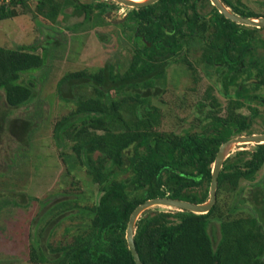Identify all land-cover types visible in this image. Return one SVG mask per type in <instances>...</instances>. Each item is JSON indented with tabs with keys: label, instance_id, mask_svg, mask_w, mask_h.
<instances>
[{
	"label": "trees",
	"instance_id": "16d2710c",
	"mask_svg": "<svg viewBox=\"0 0 264 264\" xmlns=\"http://www.w3.org/2000/svg\"><path fill=\"white\" fill-rule=\"evenodd\" d=\"M30 1L0 0V20L17 16L19 6L31 9ZM222 1L241 16H264L243 0ZM69 7L73 9L68 12ZM35 9L53 22H61L62 16L78 17L76 23L67 25L74 31L85 30L87 24H105L108 17L102 2L36 0ZM130 16L136 20L131 26H141L150 45H137L129 52L126 65L107 61L93 70L67 72L58 81L60 99L74 106L54 123L52 140L69 161V172L83 168L91 182L99 185L101 194L91 204L79 205L69 199L55 204L54 212L80 208L88 219L71 240L58 244L44 243L40 233L39 242L30 246V264H137L126 238L135 208L148 199L166 196L195 203L207 201L222 143L254 133L252 124L257 117L264 121L260 108L264 97L252 92L244 79L238 82L251 67L257 72V87H264V52L260 51H264V27L227 18L211 0H158L132 8ZM125 25L123 21L118 26ZM184 26L191 33L188 40L207 41L202 44L203 60L218 69L226 89L235 86L236 97L228 99L223 113L210 84L194 106L198 130L194 123L180 131L163 130L168 108L163 98L167 68L175 50L182 48L172 39ZM42 33L40 44L0 45V91L6 103L16 109L38 101L35 114L43 108L40 93L50 72L51 46L60 45L52 28ZM39 46L43 47L41 53ZM193 79L197 80L196 76ZM182 102L180 97L179 106ZM245 107L249 114L243 112ZM34 113L13 118L11 130L16 132V122L25 123L26 132L40 124ZM2 119L0 112V123ZM263 167L264 143H256L254 150L239 149L224 161L217 199L208 212L159 206L144 211L134 235L143 263L264 264V177L256 181ZM243 180L250 184L241 185ZM18 193L24 197L22 203L14 202L25 205L29 195ZM214 222L219 224L218 240L210 230Z\"/></svg>",
	"mask_w": 264,
	"mask_h": 264
},
{
	"label": "rangeland",
	"instance_id": "374dc122",
	"mask_svg": "<svg viewBox=\"0 0 264 264\" xmlns=\"http://www.w3.org/2000/svg\"><path fill=\"white\" fill-rule=\"evenodd\" d=\"M80 1L104 2L106 7H115L117 15L110 18L107 15L105 24L101 23L99 26L87 24L85 30L74 31L68 29L67 25L76 23L78 17L62 16V19L59 18L61 22H53L35 12L36 0H31V9L19 6L17 16L0 20L2 46L13 48L19 44L27 45L38 41L40 44L44 41H40L43 39L42 31L51 28L57 37L56 43L60 41V45L51 46L53 58L49 65L50 72L40 93L43 110L39 108L36 114L34 113L38 101L21 108H11L6 103L4 92L0 91V112L3 116L0 123V264H30L28 261L30 246L39 242L40 233L44 235V243L47 244L71 240L77 228L81 226L83 220L88 219V216L82 213L80 208L54 212L55 204L66 199L79 205L91 204L97 201L101 194L99 185L91 182L83 168L69 172V161L64 160L52 140L54 123L74 106L73 103L66 104L60 99L57 84L67 72L93 70L104 66L107 61L114 64L124 62L126 65L133 46L128 44L124 37L120 38V34H116L120 29L118 25L122 22H117L118 18L124 17L125 11H128L127 5L117 0ZM243 2L256 11L264 12L262 7L264 0ZM72 9L69 7L67 11ZM101 36H108L109 39L103 40ZM37 51L41 53L43 47L39 46ZM260 51L264 52L262 49ZM197 57V54L191 52L188 59L195 60ZM178 68L174 63H170L167 68L163 98L168 101V108H165L167 116L164 119L163 130L180 131L191 126V123H194L196 126L194 129L198 130L195 123L198 122L195 113L197 109L194 106L203 99L208 85H214V93L221 102L223 113L228 98L235 97L236 88L232 86L226 89L223 83H220L216 70L205 64L198 66L195 73L197 80L193 79L190 71L183 73L184 71H180L182 68ZM183 69L187 71L185 67ZM256 73L255 69L249 68L238 82L244 79L252 92L257 91L264 97V87H257L259 82ZM180 97L183 99V106H179ZM260 108L264 111V106L260 105ZM243 112L249 114L250 109L245 107ZM30 113L35 114L36 121L40 124L36 123L38 126L34 124L30 128L31 139H28L29 131L26 132L25 123H14V128L12 127L16 129L14 133L11 130V121L13 118H25ZM252 129L254 133L264 132V121L261 117L254 120ZM255 144H235L229 154L233 155L239 149L254 150ZM262 177L264 167L257 174L256 181ZM249 184V181H241V185ZM20 191L26 192L30 197H25V205L14 202L18 200V203H22L21 199L24 197L18 193ZM160 209L176 208L160 206ZM210 230L213 238L218 240L219 224L212 223Z\"/></svg>",
	"mask_w": 264,
	"mask_h": 264
},
{
	"label": "water",
	"instance_id": "95a60500",
	"mask_svg": "<svg viewBox=\"0 0 264 264\" xmlns=\"http://www.w3.org/2000/svg\"><path fill=\"white\" fill-rule=\"evenodd\" d=\"M127 6H146L157 2L158 0H117ZM212 4L215 5L221 13H223L227 18L246 26L264 27V16L259 17H245L236 14L228 7L222 0H211ZM107 18V17H106ZM110 18V17H109ZM124 21V18L119 19L117 22ZM241 143H264V132L263 133H252V134H242L235 136L220 146L217 156L213 165L212 170V181L210 186V196L209 199L202 203H195L188 200H182L173 197H156L146 200L144 203L138 205L130 216L126 230V238L128 241L129 249L137 264H144L136 248L134 235L136 222L144 211L155 206H164L169 208H176L180 210H188L195 213H206L208 212L217 199V189H218V178L220 171L223 167L225 159L230 155L229 152L235 144Z\"/></svg>",
	"mask_w": 264,
	"mask_h": 264
},
{
	"label": "flooded vegetation",
	"instance_id": "af4514ba",
	"mask_svg": "<svg viewBox=\"0 0 264 264\" xmlns=\"http://www.w3.org/2000/svg\"><path fill=\"white\" fill-rule=\"evenodd\" d=\"M96 3H98V2H96ZM102 3H104V2H102ZM110 5H111V3H110ZM136 7H140V6H136ZM127 8H128V11H125L124 17H122V18H124L126 25L123 27H120V29L118 30V32H116V34H120V38L124 37L125 38L124 40H126L128 42V44L133 46V49H135V47L139 44L142 45L144 43H147L150 45L152 42H150L147 39L145 32L142 30L141 26H139V25H137L136 27L131 26V24L136 23V20H134L130 16L132 8H135V7L127 6ZM205 8L207 9L206 12L209 13V9L207 7H204V9ZM105 11H106V13H108L107 15L109 17H115L117 15V10H115V7L112 8V7L108 6V7H106ZM118 19H120V18H118ZM174 31H176L175 28H174ZM188 31H189L188 26H184L182 30L177 31L178 34L176 33L174 35L175 39H172L173 44L182 46V48L175 50L174 55H173L170 63L176 64L177 68L178 67L182 68L180 71H184L183 73L190 71L192 76H196L195 73L198 70V66H200L201 64H203V65L205 64L206 66L211 67L212 69L216 70L218 77H220L218 69L214 66L213 67L210 66L207 63V60H203V58H202V54L204 52V49L202 48V44L207 42V41L205 39H197V40L190 39V40H188L189 37H187V36L191 35V33L189 34ZM184 32H185V34H184ZM182 34H184V35L182 36ZM159 40L161 42V39H159ZM191 52L198 55V57L195 60L188 59ZM221 66H223L222 62H220V64H219V67H221ZM184 67L187 69V71L185 69H183ZM180 71H178V72H180ZM196 78H198V77L196 76ZM220 83H222V81ZM235 97H236V92H235Z\"/></svg>",
	"mask_w": 264,
	"mask_h": 264
},
{
	"label": "bare ground",
	"instance_id": "6f19581e",
	"mask_svg": "<svg viewBox=\"0 0 264 264\" xmlns=\"http://www.w3.org/2000/svg\"><path fill=\"white\" fill-rule=\"evenodd\" d=\"M135 1H143V0H135Z\"/></svg>",
	"mask_w": 264,
	"mask_h": 264
}]
</instances>
